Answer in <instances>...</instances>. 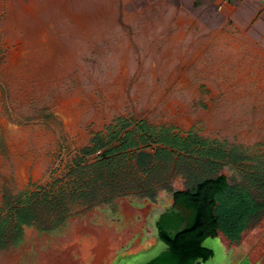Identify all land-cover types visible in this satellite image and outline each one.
<instances>
[{"label": "rangeland", "instance_id": "obj_1", "mask_svg": "<svg viewBox=\"0 0 264 264\" xmlns=\"http://www.w3.org/2000/svg\"><path fill=\"white\" fill-rule=\"evenodd\" d=\"M219 5L0 0V257L54 264L78 223L85 243L86 225L129 237L104 264H146L166 250L156 222L174 216L176 192L225 176L264 202V32L223 21ZM19 57L24 73L10 68ZM146 129L198 143L171 150ZM127 138L135 146L123 148ZM209 148L224 158L203 156ZM262 216L242 233L250 247ZM203 245L205 264L255 263L217 236Z\"/></svg>", "mask_w": 264, "mask_h": 264}, {"label": "trees", "instance_id": "obj_2", "mask_svg": "<svg viewBox=\"0 0 264 264\" xmlns=\"http://www.w3.org/2000/svg\"><path fill=\"white\" fill-rule=\"evenodd\" d=\"M142 136H149L154 143L164 148L186 154L192 153L198 143L192 133L187 138H181L166 129H146ZM199 143L205 147L208 145V142L202 140ZM122 146L131 148L135 143L127 138ZM98 149L99 146H96L94 152ZM117 150L112 149L111 152ZM160 150L158 156L167 151ZM201 154L210 158H224L221 151L212 148L203 149ZM222 194H226V199L221 200V206L219 198ZM173 200L174 216H171L172 210L166 211L156 222L159 239L166 250L146 264H205L213 256L212 250L203 245L208 238L216 237L218 231L222 230L230 240L237 241L250 221L264 211V202H257L246 188L232 187L225 176L202 180L192 190L176 192ZM179 207L190 213L188 220L176 210Z\"/></svg>", "mask_w": 264, "mask_h": 264}, {"label": "bare ground", "instance_id": "obj_3", "mask_svg": "<svg viewBox=\"0 0 264 264\" xmlns=\"http://www.w3.org/2000/svg\"><path fill=\"white\" fill-rule=\"evenodd\" d=\"M45 46V44H44ZM47 64H50L52 62L54 51L47 45ZM44 48V47H43ZM11 70L17 71L19 73H24L26 70V61L25 58L18 59V62L12 61L10 65ZM124 203V209H125V217L128 219L133 218L136 215V211L129 206L127 202ZM149 209V208H148ZM148 213V210L143 213L144 216H146ZM74 231L73 235L65 241V243L68 245L66 248V251L62 253L61 256L57 259V261L54 264H83L85 262H89L91 258L92 264H104L105 261L107 262L108 259L115 256V253L117 250L124 245L128 238H124L122 240H118L117 238L107 239L109 234H106L103 230L102 232L94 233V229L91 230V228L86 225L87 230L92 231L91 232V239L93 240L90 243L83 242V238L81 237V232L83 230L82 225L75 223L73 224ZM85 230V231H87ZM89 231V232H90ZM96 232V230H95ZM57 250L60 249L61 246H58ZM76 252H79L81 255V259L78 261L74 260L73 255L76 254ZM79 255V256H80ZM50 257V255H48ZM47 259L45 262L43 261L42 264H51ZM21 261V255L14 257H0V264H20Z\"/></svg>", "mask_w": 264, "mask_h": 264}, {"label": "crops", "instance_id": "obj_4", "mask_svg": "<svg viewBox=\"0 0 264 264\" xmlns=\"http://www.w3.org/2000/svg\"><path fill=\"white\" fill-rule=\"evenodd\" d=\"M202 0H193V5ZM215 5H219V0H212ZM220 9L223 10L222 18L226 21L227 18L236 19L238 23H247L254 26L255 28H260L264 32V0H221ZM229 182V181H228ZM260 214V213H259ZM264 214V211H263ZM260 223L256 226L254 232H249L250 236L254 239V243L251 247L248 245L247 240L243 241V235L241 234L239 240H230L223 232L218 231L217 237L223 240L227 245L229 244L235 253L240 250L236 247L241 246V251L244 257L250 258L255 261L254 264H264V216H262ZM252 230V229H251ZM263 240V243L259 245L260 240H258V235ZM245 244V245H244ZM246 252V254H245ZM241 262L236 261L234 264H240Z\"/></svg>", "mask_w": 264, "mask_h": 264}, {"label": "built area", "instance_id": "obj_5", "mask_svg": "<svg viewBox=\"0 0 264 264\" xmlns=\"http://www.w3.org/2000/svg\"><path fill=\"white\" fill-rule=\"evenodd\" d=\"M258 1V0H257Z\"/></svg>", "mask_w": 264, "mask_h": 264}]
</instances>
